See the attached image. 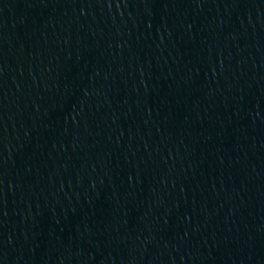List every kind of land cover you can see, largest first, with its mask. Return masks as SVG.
<instances>
[{
	"label": "water",
	"instance_id": "95a60500",
	"mask_svg": "<svg viewBox=\"0 0 264 264\" xmlns=\"http://www.w3.org/2000/svg\"><path fill=\"white\" fill-rule=\"evenodd\" d=\"M264 95V0H0V264H138Z\"/></svg>",
	"mask_w": 264,
	"mask_h": 264
}]
</instances>
